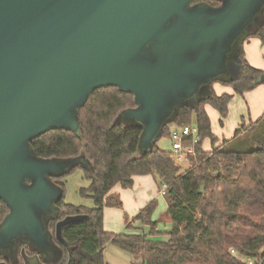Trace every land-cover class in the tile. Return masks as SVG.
Segmentation results:
<instances>
[{
    "label": "water",
    "instance_id": "95a60500",
    "mask_svg": "<svg viewBox=\"0 0 264 264\" xmlns=\"http://www.w3.org/2000/svg\"><path fill=\"white\" fill-rule=\"evenodd\" d=\"M200 1L0 0V200L9 209L0 247L19 240L17 247L47 257L58 246L60 260L48 263L64 260L70 249L62 230L86 216H68L50 233L60 212L46 207L58 208L62 197L54 179L93 166L83 156L40 159L32 143L52 131L78 133L95 91L134 96L136 108L118 119L142 131L147 154L183 108L210 96L213 83L239 79L243 45L264 25V0ZM23 256L25 264H45Z\"/></svg>",
    "mask_w": 264,
    "mask_h": 264
},
{
    "label": "trees",
    "instance_id": "16d2710c",
    "mask_svg": "<svg viewBox=\"0 0 264 264\" xmlns=\"http://www.w3.org/2000/svg\"><path fill=\"white\" fill-rule=\"evenodd\" d=\"M201 1L219 6L215 0ZM251 37L264 46V25ZM242 65L239 79L223 84L244 96L264 85V71L251 66L244 52ZM231 100V95H216L212 88L205 101L180 111L176 127L196 123L200 138L196 155L188 158L189 168L184 172L173 154L157 146L147 154L141 153L142 131L118 119L121 112L136 108L134 96L117 88L97 90L90 96L80 111L78 133L52 131L35 140L33 148L40 159L83 156L93 166L92 172H86L90 186L82 190L94 200L93 209L65 203L62 180L76 168L54 179L62 197L57 204L60 214L50 223V233L55 237L57 223L68 216H86L63 228L62 237L70 250L64 249L65 259L59 264H108L104 250L109 243L130 254L136 260L134 264H264V130L234 150L228 147L231 141L208 152L202 148L205 139H210L213 146L218 140L205 105L225 119ZM263 122L264 116L248 129H256L254 124L261 126ZM242 133L237 130L232 141H239ZM143 176H153L160 192L166 187L163 197L170 231H159V222L154 221L156 200L127 224L128 234L105 231V208L121 205L110 194L118 185L133 188L134 178ZM8 214L7 205L0 200V226ZM231 250L244 260L232 255Z\"/></svg>",
    "mask_w": 264,
    "mask_h": 264
},
{
    "label": "rangeland",
    "instance_id": "374dc122",
    "mask_svg": "<svg viewBox=\"0 0 264 264\" xmlns=\"http://www.w3.org/2000/svg\"><path fill=\"white\" fill-rule=\"evenodd\" d=\"M261 20L264 21V19ZM250 31L253 32L254 28L251 27ZM249 41L252 42V65L254 68L264 71V46H262L261 43L256 45V41L259 42V39L256 37H251ZM248 47V43H246L245 46L243 45V52H245L246 55L248 53ZM240 71L241 66L234 64L232 67L233 75L238 76ZM212 88L216 95L228 94L232 96V100L229 106V114L225 119H222L219 112L212 106L205 105V110L211 120L212 133L218 140L213 146L210 139H205L202 145L204 151H211L215 147L223 144L224 141H231L228 147L230 150H234L239 147L240 143H246L248 140H251L259 134H263L264 122L261 126L254 124L256 129L249 128L250 131L248 127L264 116V85H259L255 89L246 92L244 96L236 94L233 87L221 82L213 83ZM190 126L193 127L197 125L196 123H192ZM175 128H177L175 124L168 126L166 134L159 137L156 146L161 151L171 154L173 153L171 132ZM244 128L246 129L243 130ZM237 130L243 132L241 139L239 141H232ZM180 165L182 166V172L189 168L188 160L181 162ZM86 172L87 171L84 168L79 167L62 180L66 189L65 203L93 209L95 207L94 200L89 194H82V190L88 189L90 186V180L87 179ZM150 178L157 182L153 176H150ZM156 185H158V182ZM136 188H138V186ZM138 190H140V187ZM59 193L60 190L58 189L56 197ZM111 196L117 199L121 205L107 206L105 208L104 229L105 231L114 234H128L129 231L126 227L131 221L130 212L140 207L144 202V198H142L139 193H136L134 189H124L120 185L116 186ZM46 209L53 215H57L60 212L59 208L51 205L47 206ZM154 215H156L155 218L159 219L160 223L164 225L169 224L170 221L167 216V202L165 198L161 197L158 201V208ZM104 256L109 264H134L136 261L130 254L121 251L110 243L104 250Z\"/></svg>",
    "mask_w": 264,
    "mask_h": 264
},
{
    "label": "crops",
    "instance_id": "0c3cea01",
    "mask_svg": "<svg viewBox=\"0 0 264 264\" xmlns=\"http://www.w3.org/2000/svg\"><path fill=\"white\" fill-rule=\"evenodd\" d=\"M248 43L249 44V47L247 48V55L245 54L244 52V57L245 59L249 62V64L251 66H253V62H252V59H253V56H252V51H251V45H252V42H250L249 40H247L245 43H244V46L245 44ZM262 44V42L259 40L256 41V45H259V44ZM263 46V44H262ZM230 106V105H229ZM216 110V109H215ZM176 129V128H175ZM152 177V176H151ZM157 182L155 180H151L150 176H143V177H135L134 178V186L132 189L135 190L136 193H139V195L144 198V202L142 203V205H140V209H134V211L130 212V219L131 221L149 204L151 203L152 201L156 200L157 202L160 200L161 197H163L161 194H160V191H159V187L158 185H156ZM138 186V188L140 187V190H138V188H136ZM116 188V187H115ZM114 191V190H113ZM113 192L110 194L112 195ZM164 198V197H163ZM139 210V211H137ZM156 215H154V221H158L159 222V231L161 232H168L170 231L171 229V224L169 222V224H162L160 223L159 219L155 218ZM130 221V222H131ZM135 227L139 228L140 225L138 223H136L134 225ZM129 233V232H128ZM159 239H165V237H161ZM122 251V250H121ZM124 252V251H123ZM106 262L108 263V261L106 260ZM109 264V263H108Z\"/></svg>",
    "mask_w": 264,
    "mask_h": 264
},
{
    "label": "built area",
    "instance_id": "2783aa9c",
    "mask_svg": "<svg viewBox=\"0 0 264 264\" xmlns=\"http://www.w3.org/2000/svg\"><path fill=\"white\" fill-rule=\"evenodd\" d=\"M173 141L172 154L178 163L187 161L189 157L196 155V146L199 143V128L198 126L191 127L190 125L176 128L171 132ZM166 187L160 192L164 196ZM231 254L241 258L235 250H231ZM249 264L254 262L248 261Z\"/></svg>",
    "mask_w": 264,
    "mask_h": 264
},
{
    "label": "flooded vegetation",
    "instance_id": "af4514ba",
    "mask_svg": "<svg viewBox=\"0 0 264 264\" xmlns=\"http://www.w3.org/2000/svg\"><path fill=\"white\" fill-rule=\"evenodd\" d=\"M203 2V1H200ZM19 242V240L17 241H13L10 243L11 249L7 248H3L0 247V264H25L24 261V256H23V252H25V254L28 257H39L42 262H44L45 264H49L48 262H57L60 260L61 256H62V249L58 246H55L56 248L54 250H51L46 256H39L38 253L36 252H31L30 249L27 246H20L17 247V243ZM47 259V260H46ZM65 259V257H64Z\"/></svg>",
    "mask_w": 264,
    "mask_h": 264
}]
</instances>
